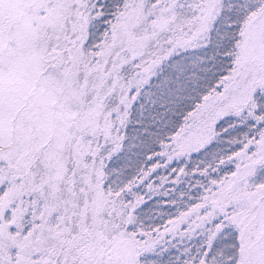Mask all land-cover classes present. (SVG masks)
<instances>
[{"label":"snow or ice","instance_id":"6c2138e0","mask_svg":"<svg viewBox=\"0 0 264 264\" xmlns=\"http://www.w3.org/2000/svg\"><path fill=\"white\" fill-rule=\"evenodd\" d=\"M0 264H264V0H0Z\"/></svg>","mask_w":264,"mask_h":264}]
</instances>
